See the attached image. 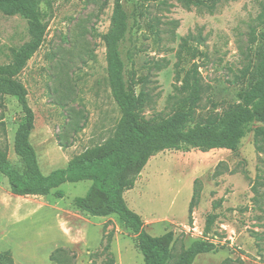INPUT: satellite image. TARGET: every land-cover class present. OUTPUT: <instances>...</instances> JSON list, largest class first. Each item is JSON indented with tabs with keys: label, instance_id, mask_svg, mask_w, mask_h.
Instances as JSON below:
<instances>
[{
	"label": "rangeland",
	"instance_id": "obj_1",
	"mask_svg": "<svg viewBox=\"0 0 264 264\" xmlns=\"http://www.w3.org/2000/svg\"><path fill=\"white\" fill-rule=\"evenodd\" d=\"M128 30L120 44L125 75L144 91L141 116L171 115L181 83L177 72L198 66L203 86L196 117L220 113L240 102L247 85L239 78L255 51L264 44V0H221L211 11L185 9L175 0L141 5L122 0ZM114 0H41L48 13L43 44L18 80L27 90L34 112L30 143L41 172L64 168L87 148L110 138L119 120L107 77L106 48ZM27 23L20 16L0 14V65L28 41ZM183 39L195 49L181 52ZM22 113L16 100L0 95V145L21 171L12 145ZM255 123L237 152L227 150L165 151L152 157L133 189L124 193L130 210L153 236L173 232L170 264L197 240L214 244L215 251L198 255L193 264H264V144L254 143ZM196 182L198 203L191 221L188 206ZM0 174V254L10 252L14 264H52L51 253L66 248L74 264H144L135 236L117 216L92 217L74 207L91 182L64 183L63 198L18 197L6 189ZM213 204L217 208H213ZM216 220L204 236L206 217ZM110 238L109 251L104 247Z\"/></svg>",
	"mask_w": 264,
	"mask_h": 264
},
{
	"label": "trees",
	"instance_id": "obj_2",
	"mask_svg": "<svg viewBox=\"0 0 264 264\" xmlns=\"http://www.w3.org/2000/svg\"><path fill=\"white\" fill-rule=\"evenodd\" d=\"M141 5L168 0H136ZM185 9L203 8L211 12L221 0H175ZM41 0H0V14L20 16L27 23L28 41L14 50L11 61L0 65V95L16 100L23 115L13 137V153L20 160L22 170H17L8 159V145H0V174L6 178L7 192L18 197L63 198L58 188L64 183L91 182L85 196L74 199V207L92 217L117 216L135 236V247L141 253L144 264H170L175 243L174 233L166 232L157 237L149 235L142 218L129 209L124 193L134 188L141 172L150 159L165 151L198 150L208 152L221 149L237 152L243 138L255 123L254 143L258 150L264 144V44L255 53L254 62H249L239 78L246 80L240 102L228 105L220 113L196 117L203 86L198 66L193 64L183 76L177 72L176 80L181 83L177 91L182 96L175 101L174 112L165 118L146 120L141 111L146 104V95L136 90L137 82L125 75V65L120 56V44L128 30V17L122 0H114L108 32L102 40L106 48V71L112 98L119 109V120L114 132L102 144L87 148L68 161L64 168L44 175L38 165L36 153L30 143L35 116L27 101V90L18 80L43 44L48 13L40 8ZM181 52L195 49L183 39ZM196 182L188 206L191 221L193 209L198 203ZM216 209L217 205L213 204ZM216 220L214 214L206 217L203 234L207 236ZM110 238L104 247L109 251ZM215 251L213 243L197 240L184 248L176 264H193L200 254ZM52 264H74L75 253L66 248H57L49 256ZM0 264H14L10 252L0 254ZM108 264H114L110 259ZM224 264V263H223Z\"/></svg>",
	"mask_w": 264,
	"mask_h": 264
},
{
	"label": "crops",
	"instance_id": "obj_3",
	"mask_svg": "<svg viewBox=\"0 0 264 264\" xmlns=\"http://www.w3.org/2000/svg\"><path fill=\"white\" fill-rule=\"evenodd\" d=\"M46 175H48V174H46ZM28 197V196H27Z\"/></svg>",
	"mask_w": 264,
	"mask_h": 264
}]
</instances>
